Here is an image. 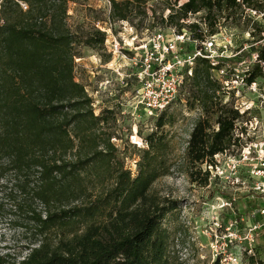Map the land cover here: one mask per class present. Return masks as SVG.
<instances>
[{"label":"trees","instance_id":"16d2710c","mask_svg":"<svg viewBox=\"0 0 264 264\" xmlns=\"http://www.w3.org/2000/svg\"><path fill=\"white\" fill-rule=\"evenodd\" d=\"M70 1L0 0V179L17 180L34 224V245L16 264H172V236L163 222L177 202L152 190L169 172L170 141L163 130L172 123L169 109L155 117L132 172L115 143L120 103L96 114L73 75L75 44L104 50L106 34L94 25L84 37L75 35L67 23ZM148 1L109 0L106 21L137 29L135 19H152L150 27L186 28L201 40L222 20L247 28L243 5L260 8L257 0H163L161 11L152 5L149 14ZM200 12L198 22L186 23ZM251 25L256 42L260 25ZM251 50L264 60V45ZM212 69L198 59L184 84L185 103L201 109L183 151L185 169L190 183L201 187L208 185L205 166L214 164V155L242 146L236 132L241 116L215 99L219 83ZM248 74L250 82L263 73L254 63Z\"/></svg>","mask_w":264,"mask_h":264},{"label":"rangeland","instance_id":"374dc122","mask_svg":"<svg viewBox=\"0 0 264 264\" xmlns=\"http://www.w3.org/2000/svg\"><path fill=\"white\" fill-rule=\"evenodd\" d=\"M161 1L163 0H149L150 9L153 5V8L159 13L164 7ZM108 11V0H72L69 3L67 23L75 35L84 37L97 21H106ZM202 15L204 12L191 15L187 23L198 20ZM137 21L138 19L133 21V24L136 25L137 23L138 27L136 30L132 29V32L128 27L131 23L125 27L116 23L113 34L121 40H129L131 35H136L137 41L143 40L147 36L146 33H149L143 29L150 27L149 25L152 24L153 20L150 19L143 23ZM232 24L228 21V25H231L232 44L234 47L240 46L241 42L244 43L242 34L245 28L236 27ZM75 49L78 57L74 59L73 75L75 80L85 87L95 102V113H99L102 107L120 103L119 108L116 109L119 136L115 143L118 147L119 159L123 161L125 167L134 172L136 161L139 159L143 147H145L144 137L153 129L156 116L149 117L143 114L139 108H136V99L134 98L136 92L134 84L131 85V82L133 83L132 78L129 79L127 85L122 82L130 71L125 63L113 59L112 55L105 62L104 60L109 54L106 49L96 51L83 44H75ZM241 60L250 61V51L246 50L243 57H237L233 62ZM263 90L264 79L261 80L258 93L255 95L247 94L258 103V108L253 110V114L262 118H264ZM184 92V100L176 101L168 110L167 115L172 123L163 128L170 141L169 172L153 183L152 190L161 197L177 202V210L169 213L163 222L172 236L171 263L213 264L210 240L213 233L216 232L215 219L224 224L234 214L239 218L247 210V205L258 204L263 206L264 199L260 200L258 195L252 198L239 192V196H236L237 193L235 194L232 210L219 208L223 197L225 199L232 198L231 196L235 192L233 187L225 186V183L217 180L209 181L206 187L190 183L186 174L183 151L192 125L197 119V114L189 108V103H185L188 87L184 89ZM260 100H263V103L259 104ZM254 127L255 124H253L252 129ZM128 130L131 132L127 136ZM127 137L129 140H126ZM254 137L257 141H263L264 127L258 124ZM225 159L224 157L220 158V163L224 164ZM246 169L247 165L242 164L239 176L246 175ZM20 180H23L22 176ZM19 185L13 176L7 175L0 179L1 264H16L26 254L28 248L34 245L31 234L34 224L29 221L28 209L23 208L24 203H30V200ZM217 233L223 236L225 231L218 229ZM259 241L264 244V236L263 239L259 238Z\"/></svg>","mask_w":264,"mask_h":264},{"label":"built area","instance_id":"2783aa9c","mask_svg":"<svg viewBox=\"0 0 264 264\" xmlns=\"http://www.w3.org/2000/svg\"><path fill=\"white\" fill-rule=\"evenodd\" d=\"M236 1L241 3V0ZM108 3L110 5L109 0ZM257 4L259 9L243 5L242 20H250L242 34L244 43L235 47L232 44L231 26L224 24V20L216 25L214 33L204 31V38L201 40L193 39L186 28L177 32L173 27L158 24L143 29L149 32L143 40L137 41L136 35H131L129 40H121L113 34L115 24L109 21H97L95 24V27L106 34L104 47L107 52L130 69L122 82L127 85L132 78L136 108L149 117L170 109L177 99L183 101L184 84L192 77L197 60L205 59L209 62L219 83L215 99L233 107L241 116L236 129L242 140L240 149H236L234 153L225 151L216 154L214 164L205 166L209 171L210 182L222 181L225 186L235 189L232 198L221 199L219 207L230 210L235 194L239 196V192L252 198L258 195L260 200L264 199V140L257 141L254 137L257 125L264 127V118L253 114L258 103L247 96L258 93L261 80L264 79V60L259 59L257 51L251 50L252 45H264V0H257ZM149 8L147 3L150 14ZM198 21L199 19L192 22ZM254 21L260 25L257 35L260 39L256 42H253L254 38L251 36L254 31L251 24ZM118 24L124 27L129 25L127 21ZM128 27L131 32L132 29L136 30L132 25ZM246 50L250 51V61L233 62L237 57H243ZM254 63L259 64L263 74L248 82V72ZM261 103L263 100L259 101ZM92 106L95 110L94 101ZM193 110L197 117L201 114L198 104ZM253 124L255 127L252 129ZM222 157L226 158L224 164L220 163ZM242 164L247 165V169L246 175L241 177L239 174ZM246 209L241 217L234 214L224 224L215 219L216 232L210 240L213 264H264V244L259 241L264 236V205H247ZM218 229H223L225 234L219 235Z\"/></svg>","mask_w":264,"mask_h":264},{"label":"crops","instance_id":"0c3cea01","mask_svg":"<svg viewBox=\"0 0 264 264\" xmlns=\"http://www.w3.org/2000/svg\"><path fill=\"white\" fill-rule=\"evenodd\" d=\"M263 239V238H262Z\"/></svg>","mask_w":264,"mask_h":264}]
</instances>
